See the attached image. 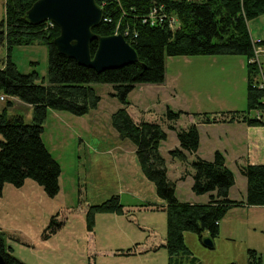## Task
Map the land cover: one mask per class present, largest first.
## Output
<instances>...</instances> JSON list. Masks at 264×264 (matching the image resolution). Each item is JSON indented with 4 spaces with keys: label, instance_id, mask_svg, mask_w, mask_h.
<instances>
[{
    "label": "trees",
    "instance_id": "16d2710c",
    "mask_svg": "<svg viewBox=\"0 0 264 264\" xmlns=\"http://www.w3.org/2000/svg\"><path fill=\"white\" fill-rule=\"evenodd\" d=\"M36 0H4V14L0 19V45L6 55L0 68V93L15 97L32 109V119L26 122L19 114L8 115L7 107L0 110V194L4 184L20 187L29 178L38 183L49 197L59 191L61 167L46 147L42 133L44 120L50 109L84 115L96 108L100 96L93 84H110L111 95L121 106L111 114V125L120 138L135 146L142 173L155 186L156 194L165 200L167 264H179L190 251L184 242V232H193L201 239L204 232L212 239L218 236L219 223L227 212L238 206H264V164H245L240 173L246 179L243 200L228 197L234 185V173L225 163L224 154L215 150L211 160L196 157L191 190L196 195L209 193L206 203L180 201L175 194V182L167 177L165 158L159 145L167 137L161 122L134 121L127 111L128 94L138 83L161 84L165 78V56L242 55L252 56L253 40L248 21L264 14V0H95L102 9V19L93 32L108 36L122 34L135 49L138 61L122 67L96 72L75 59L58 52L54 38L59 28L51 21L30 23L25 14ZM157 10L153 19L150 12ZM173 19L171 26L170 20ZM42 44L47 50V78L39 81L38 74L21 73L10 58L15 45ZM258 43L264 44V39ZM93 55L97 40L89 44ZM246 109L221 112V118L203 114V123L240 121L249 126L264 125V92L253 87L254 66L246 69ZM252 111L255 112L252 116ZM259 113V117L257 116ZM182 110L166 107L164 118L174 122ZM179 147L169 150L172 158L186 161L199 147L196 123L175 128ZM97 212L122 213L116 196L91 204L86 209V226L92 229ZM61 226L51 216L42 237L47 238ZM7 234L0 230V256L2 264H26L7 244ZM253 264L255 250L249 249ZM119 254H131L129 249ZM234 264V263H228Z\"/></svg>",
    "mask_w": 264,
    "mask_h": 264
},
{
    "label": "rangeland",
    "instance_id": "374dc122",
    "mask_svg": "<svg viewBox=\"0 0 264 264\" xmlns=\"http://www.w3.org/2000/svg\"><path fill=\"white\" fill-rule=\"evenodd\" d=\"M3 14L4 0H0V19ZM248 29L252 40L264 39V14L249 20ZM5 55V46L0 45V68ZM10 58L21 73L35 71L39 76V81L44 79L46 83L48 62L47 50L44 45L37 43L15 45L11 48ZM247 65L248 59L242 55L165 56L164 83L161 85L138 83L129 98L137 108L145 109L141 114L162 123L163 129L167 135L169 134L165 146L172 147L177 142V138L175 132L168 125L171 124L175 128L190 125L186 112L196 119H199V116L202 118L204 113L208 117L216 115L221 118V112L246 109ZM109 86L110 84H93L95 91L100 96V101L96 108L84 115L79 116L63 110L50 109L43 123L42 138L50 153L60 164L62 174L59 188L61 187V193L70 194L76 190L75 203L78 204V184L85 183V179H87V194H90V199L86 195V201L89 199L90 204L101 203L116 196L120 204L141 205L143 203L139 200L124 193L125 184L121 179L120 171L113 163L109 165L107 158L102 155V151L105 150L111 153V148L116 142L125 146L124 142L117 140V133L111 125V114L117 107L119 108L120 102L105 89ZM8 100L12 102L11 106L7 107L8 115L19 114L24 117L26 122L31 121L32 109L29 110L25 103L15 97H9L2 102L0 110L6 106ZM167 106L174 111L182 110L185 113L181 114L174 122L166 121L164 113ZM254 114L255 112L252 111V116ZM240 128L245 129L246 126L236 127L235 124L202 126L201 145L197 153L202 158H210L211 152L218 149L226 156V164L235 168L233 151L231 152L229 143L235 137V133L240 132ZM1 139L2 135L0 134ZM79 140L81 141L79 142ZM126 142L130 144L128 139ZM165 146L162 147V151L165 150ZM96 160L98 161V170L95 166ZM234 179L232 197L241 200L245 193L246 180L243 175L237 173V170ZM176 191L178 199L181 201L190 200L193 196L187 183H180ZM80 195L84 196L81 189ZM83 198L80 199L82 205L85 201ZM132 215L134 221H128L130 223L127 224L122 217L117 219L113 212H97L95 214L94 225L99 229L105 227L106 221H110V230H116L119 233L120 229H123L126 235L123 239H117L107 237L103 232L100 235V240L96 230L95 246L93 248L91 246L93 241L90 242V253L86 254V259L90 264H115L114 259L116 258H122V260L127 258L130 264H167L168 253L165 247L148 251L143 260L131 255L116 256L114 259L106 256L105 259H101V253L112 252L118 255L120 250L135 246V244L133 246L131 244L134 240L139 239V236H143L141 228L143 225L150 227L148 235H155L154 239L158 243L165 239V212L157 210L143 215L136 210L132 212ZM220 223L218 236L212 239L213 247L203 245L197 234L184 232V242L190 255L179 259L181 261L179 264H249L251 261L249 249L255 250V260L259 264H264V206L251 208L238 206L228 212ZM127 242L131 243L129 247L125 246ZM12 247L13 254L18 258L22 257V254L30 255L28 258L33 257V253L28 248L17 245H12Z\"/></svg>",
    "mask_w": 264,
    "mask_h": 264
},
{
    "label": "crops",
    "instance_id": "0c3cea01",
    "mask_svg": "<svg viewBox=\"0 0 264 264\" xmlns=\"http://www.w3.org/2000/svg\"><path fill=\"white\" fill-rule=\"evenodd\" d=\"M105 89L108 90L109 94L113 92V88L111 85L109 86V88L107 87ZM131 92L127 97L128 101L130 102L127 106V111L131 115L133 120L156 121L148 116L141 114V112H144L145 109H140L135 106L133 101L129 98ZM25 105L29 107V110L31 109L28 104ZM120 106L121 104L119 105V107ZM48 112H50V110ZM186 115L189 117V124L195 122L198 126L199 147L196 153H188L187 159L184 162L176 158H172L169 154V150L175 147H179V143L177 140V142L174 143L172 147L167 148L165 146V143L168 140L169 134L167 135L166 139L160 143L158 149L160 153H162L161 155L165 158L168 179L175 182V194L177 195L176 190L180 183H187V185L189 186V190L193 196H191V199L187 200V202L206 203L209 200V193L196 195L191 190L193 169L190 166V163L196 157L202 158L197 152L199 151L201 145V127L204 125L235 124L236 127L241 125L246 126L245 129L240 128V132L238 131V133H235V137L229 143L231 152L233 151L232 154L234 157L235 168H231L227 164L226 166L230 170H232L234 175L236 173V170L237 173L241 175L239 169L242 165L248 163L264 164V125L249 126L246 123L240 121L215 122L206 124L202 122L203 117L200 118L199 116V119H196L189 112H186ZM117 137V140H121L122 142H124L125 146H122L119 142H116L113 144V149L111 148V153L110 151L105 150L102 151V155L103 157L107 158L109 165L113 163L114 165H116L117 170L120 171L121 179L125 184L123 190L124 193L132 196L136 200H139L143 204L129 205L128 203H122V213L113 212L114 216H116L117 219H119L118 217H122L125 222L129 224L130 222L134 221L132 218V212H135L136 210L139 211V214L143 215L157 210H162L163 212H165L164 207L166 205V202L156 194L154 184L142 173L136 157L135 146L131 144V142L130 144L126 142V139L120 138L118 133ZM80 141L81 140H79V142ZM163 146L166 147L164 151H162ZM215 150L211 152L210 158L203 157V159L211 160ZM88 154L90 155V151L88 152ZM225 163H227L226 156ZM95 166L96 170H98L99 166L97 160L95 161ZM61 174L62 171L59 176V183ZM86 183L87 179H85V183L81 182L78 184V204L75 203L76 201L74 197L76 190H74L70 194H64L61 193L60 187L58 191V193L60 192V194H57L54 197H49L42 186L29 178L25 179L24 183L20 187H15L9 183L4 184L2 193L0 194V230L4 231L7 234L6 242L11 247L12 253V245L28 248L29 251L33 253L32 258H28L30 255L25 254H22V257L19 256V258H21L26 264H90V262H88V260L86 259V254L90 253V242L93 241L91 245L93 248L95 246L96 230L99 233V237L104 232L106 233L105 235L107 237L123 239V237L126 235V233L124 232L125 230L120 229L119 233H117L116 230H110V221H106L104 228L99 229L95 225H93L91 230L87 228L85 213L87 206L91 204L89 200L90 194H87ZM234 185L229 189L228 197L230 199L237 200L232 197V188L234 187ZM80 189L81 192L84 193V196L80 195ZM86 195L89 197L87 201ZM176 197L178 198V195ZM244 197L245 193L243 194V199ZM82 198L85 199L83 205L80 203V199ZM240 207L251 208L253 206ZM234 208L237 207L231 208L228 212H230ZM51 216H55L56 220L61 221V226L52 235L47 238H43L42 232L47 226ZM220 225L221 223H219V228ZM123 226L125 225L123 224ZM141 228L143 230V236H139V239H137L136 241L134 240L132 244L130 242H127L125 245L126 247H129L130 244L132 246L134 244L139 245L141 249L138 252L127 255L119 253L118 255H116V253L104 252L101 253V259H105L106 256L114 259V257L116 256L126 257L131 255L138 257L139 260H143L148 251L157 250L159 247H163V245L165 244V239L161 241L163 243H158V241L154 239L155 235H148L150 227L143 225ZM203 234H205V236L208 235L206 232H204ZM127 249H130V247ZM114 262L115 264H130L127 258L125 260H122V258H116L114 259Z\"/></svg>",
    "mask_w": 264,
    "mask_h": 264
},
{
    "label": "water",
    "instance_id": "95a60500",
    "mask_svg": "<svg viewBox=\"0 0 264 264\" xmlns=\"http://www.w3.org/2000/svg\"><path fill=\"white\" fill-rule=\"evenodd\" d=\"M25 16L32 24L46 20L56 24L59 35L54 38V44L58 52L96 72L138 61L135 49L122 34L101 36L93 32V27L102 19V9L95 0H36ZM94 39L97 47L92 55L89 44ZM201 241L203 245L213 247L210 236H202Z\"/></svg>",
    "mask_w": 264,
    "mask_h": 264
},
{
    "label": "built area",
    "instance_id": "2783aa9c",
    "mask_svg": "<svg viewBox=\"0 0 264 264\" xmlns=\"http://www.w3.org/2000/svg\"><path fill=\"white\" fill-rule=\"evenodd\" d=\"M157 10L153 9L149 16L151 19L154 20V18L157 16ZM173 19L170 20L171 26L173 25ZM259 39L253 40V50H252V56L248 59V63L253 64L254 66V73L252 75V85L253 87H256L259 90H262L264 92V44L258 43ZM9 97L5 93H0V104L4 101H6ZM257 116L259 117V113L257 112ZM139 245H135L132 248L129 249L130 253H136L140 250ZM124 251V250H121ZM119 251V252H121Z\"/></svg>",
    "mask_w": 264,
    "mask_h": 264
}]
</instances>
